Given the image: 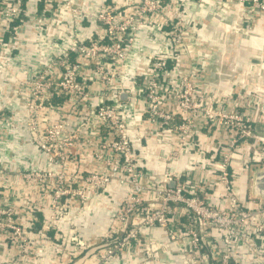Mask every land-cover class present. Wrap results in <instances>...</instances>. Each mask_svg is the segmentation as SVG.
<instances>
[{
  "label": "built area",
  "instance_id": "obj_1",
  "mask_svg": "<svg viewBox=\"0 0 264 264\" xmlns=\"http://www.w3.org/2000/svg\"><path fill=\"white\" fill-rule=\"evenodd\" d=\"M45 2L42 13L37 15L40 32L66 10L75 13L78 19L95 20L98 27L96 34L86 39L75 38L68 48L19 88L17 97L24 105V125L29 138L58 168L57 171L47 168L25 172L23 176L34 174L49 181L66 173L72 181L69 180L65 187H58L61 191L58 197L69 189L71 191L73 181H80L77 193L82 198H86L83 187L98 190L104 183L114 180L129 186L128 198L116 209L103 238L100 264H109L127 246L140 247L142 253L153 258L149 260L151 264H159L158 251L168 246L167 241L189 254L192 260L205 256L210 264H236L234 252L239 250L244 256L251 251V256L244 258L245 262L264 263V242L262 246L255 242L257 237L264 239V196L243 194L235 185L238 166L254 173L264 170V111L261 107L253 113L228 109L218 95L201 86V67L183 65V54L193 49L194 22L184 20L182 15L178 20L165 16L164 21H158L160 15H165L163 0H108L95 14L75 7L73 0ZM237 3L244 10L239 15L244 21H254L257 15L264 14V0H237ZM23 4V0H0V61L12 55L17 43L20 29L14 24L26 11ZM142 26H157L168 47L148 55L146 70H142L144 75L136 71L129 84L122 80L116 84L113 78L120 77ZM58 34L56 30L54 36ZM89 64L105 85V95L96 103L93 92L79 79L83 77L82 69ZM120 90L128 91L130 101L135 105L134 119L149 124L136 139L140 143L161 138L163 129H167L172 134V154L178 157L183 150L201 148L193 139L198 128L214 127L216 131L227 133L225 142L216 141L212 146L214 154L209 158L216 163L213 166L215 179L218 178L224 187L220 205L212 204L209 197L201 194V186L181 181L180 175L172 170L147 178L148 173L135 153V140L130 136L125 114L111 101ZM62 94L69 95L77 103L72 116L100 124L110 134L111 138L103 137L102 143L104 149L115 153L113 158L106 160L107 172L75 170L72 173V168L67 169V163L75 157L82 131L72 130L64 109L53 105V96ZM49 108L59 113L54 122L43 119ZM3 116L0 107V124ZM217 134L212 132L211 137L215 140ZM248 143H251L252 153L247 160L242 152ZM218 153L219 160L216 159ZM96 155L102 157L100 153ZM170 182L174 185L167 186ZM148 192L152 193L150 200L146 198ZM60 203L53 200L51 205ZM52 215L37 229V210L28 205L19 208L15 204L2 203L0 199V235H3L0 246L6 247L4 253L0 251V264H30L36 242L50 238ZM181 217H184L182 223ZM157 225L167 236L162 243L149 234V230ZM215 233L221 236L220 240L215 238ZM70 240L85 245L77 237H71L67 242Z\"/></svg>",
  "mask_w": 264,
  "mask_h": 264
},
{
  "label": "crops",
  "instance_id": "obj_2",
  "mask_svg": "<svg viewBox=\"0 0 264 264\" xmlns=\"http://www.w3.org/2000/svg\"><path fill=\"white\" fill-rule=\"evenodd\" d=\"M106 1L108 0H73V4L89 14H95ZM223 1L225 3L219 0H163L165 15L162 14L157 19L162 22L165 16H171L178 20L182 15L184 20L191 19L194 22L193 49L183 54L185 61L183 65L195 64L201 67L200 81L204 90L218 95L223 101L222 105L230 110L253 113L261 107L264 111V14L257 15L254 21H244L239 17L244 10L237 0ZM23 3L26 11L16 24L20 29L17 43L12 55L0 61V107L4 113L0 124V172L3 173L0 178V199L2 203L15 204L19 208L24 205L31 206L37 210L39 218L37 222L42 225L52 213L50 196L36 199V192L42 190L40 186L20 185L19 181L12 179L10 173L5 171L13 173L18 169L36 167L58 170L55 162H50L30 140L24 125V105L22 99L17 97V92L24 86L23 82L31 80L39 69L68 48L75 38L86 39L96 34L98 23L89 18L78 19L75 13L66 10L40 32L37 15L42 13L45 0H24ZM56 30L59 33L57 37L54 36ZM167 47V40L157 26L152 28L142 26L135 36L131 53L124 63L120 77H114L113 82L118 84L122 80L121 82L129 84L136 71L144 75L142 70H146L148 55L163 51ZM87 66L86 69H82L83 77L79 79L93 92L95 97L93 102H100L105 95V85L98 79L92 65ZM111 101L122 108L129 123L130 136L135 140L138 161L148 174L156 177L172 170L180 175L181 181H190L198 187L201 186L199 192L209 197L212 204L220 205L224 187L218 178L215 179L213 166L216 163L209 158L214 154L212 146L216 141L226 140L227 133L216 131L214 127L198 128L193 139L199 142L201 148L183 150L175 157L172 154L174 149L171 143L172 134L167 129H163L164 132L159 139L154 138L141 143L136 140L149 124L147 121L137 122L134 119L132 112L136 108L130 101L128 91L120 90L112 96ZM52 103L64 109V115L70 118L72 130L82 131L76 145L75 157L67 163V169L72 168V173L75 170L107 172L109 167L106 160L115 156L111 149L102 147L103 137L111 138L108 131L100 124L88 122L85 117L72 116L77 103L69 95H54ZM86 106L89 107L90 104ZM261 113L260 111L259 116ZM58 116L59 113L49 108L44 112L43 119L54 122ZM212 132L216 134L218 132L217 139L211 137ZM250 144L248 143L242 152L247 160L252 153ZM97 153L102 157H98ZM219 158L218 153L216 159ZM237 168L235 177L237 191L246 195L256 194L257 172L246 171L243 166ZM8 177L11 178L10 181L7 180ZM172 185L174 182L167 184ZM83 188L89 193L95 191L90 186ZM129 191L128 185L111 182L99 189L94 200L83 205L71 204L66 220H71L81 240L92 244L77 248L67 246V250H58L54 239L56 235H53L56 231L50 229V238L36 242L30 255V264H100L103 254V244L102 247L100 244L112 223L116 206L128 196ZM21 193L26 194L24 199H20ZM183 219L184 217L180 218V223ZM68 223L69 221H62L61 227L67 229ZM149 232L150 236L157 238L161 243L167 238L163 228L158 225L152 227ZM68 235L69 233L65 232L60 243L67 242L71 238ZM215 238L220 240L221 236L215 233ZM0 239L3 240V235H0ZM255 242L262 246L264 239L257 237ZM167 243L168 246L158 251L159 264H210L208 259L203 262L192 260L189 254L184 253L179 247L173 243L169 245L168 241ZM5 250L4 245L0 246L2 253ZM249 256L251 251L248 256H244L239 250L234 252L236 264H250V261L248 263L244 259ZM150 263L148 259L145 260L144 253L137 246L125 247L109 262V264Z\"/></svg>",
  "mask_w": 264,
  "mask_h": 264
},
{
  "label": "rangeland",
  "instance_id": "obj_3",
  "mask_svg": "<svg viewBox=\"0 0 264 264\" xmlns=\"http://www.w3.org/2000/svg\"><path fill=\"white\" fill-rule=\"evenodd\" d=\"M46 168H23V169H18L16 170L15 172L11 173V172H8L7 170H5L7 173H10V175L12 176V179H14L15 181H19L20 185L21 184H27V185H31V187H38L40 186L42 190H39L36 192V196L35 198L38 199L39 197L41 196H50V199H51V202L53 200H59L61 203L58 205H52L51 206V210H52V217H51V223H52V230L56 231L53 235H56L54 237V239L56 240V244L55 246L57 247L58 250H67V246H70V247H75L77 248L78 246H81V245H78L77 244V241L75 240H70L68 242H61V237H63V234L65 232H68L69 235L68 236H71V237H77L78 239H80L81 237L78 236V233H76L75 231V226L72 222H70L71 220H66L67 218V212L70 208V205L74 204V205H83L84 203H87V202H90L92 200H94L97 196V193H99V189L103 188L104 186L108 185L109 183L111 182H116L117 180H114V181H111L109 183H104L97 191H92V193H89L87 192L86 190H84V194L86 196V198H82L80 196V194H78V190L80 188V181H73L71 182V191L69 189V191L66 193V194H62L61 197H58L59 194H61V191L58 187H60L61 185H63L65 187L66 183L70 180L72 181V178H69V175H66V173L64 175H61V176H55L53 177L52 179H50L49 181L47 180H44L42 178H40L38 175H24L22 173H25V172H30V173H34L36 171H42ZM3 173L1 172V175H0V178L3 176L2 175ZM68 174V173H67ZM150 174L147 175V178L149 179V176ZM145 176V174H144ZM143 176V177H144ZM70 177H73V175H70ZM10 177H8L7 180L10 181ZM44 187V188H43ZM92 188V187H90ZM34 194H35V191H34ZM148 197H146L147 199H151V192H148ZM26 196V194H22L21 193V196H20V199H24ZM128 198V196H126L125 198L122 199V202L120 204H118L115 208V212H116V209L121 206V204H123L126 199ZM41 211L43 209V206H41ZM115 214V213H114ZM62 221H69L68 223V226H67V229H64L61 227L62 225ZM111 226V225H110ZM110 228V227H109ZM108 228V229H109ZM108 231V230H107ZM104 240H102L101 242V247H102V244H104ZM85 243V245L83 246H89L91 245L92 243L89 242L87 243L86 241H83ZM58 253V252H57ZM56 253V255H57ZM145 255V254H144ZM59 255H57L58 257ZM205 256L202 257V259H199L197 261H200V262H203L205 261ZM148 259V260H153V258H149L147 255H145V260ZM151 264V263H150Z\"/></svg>",
  "mask_w": 264,
  "mask_h": 264
},
{
  "label": "water",
  "instance_id": "obj_4",
  "mask_svg": "<svg viewBox=\"0 0 264 264\" xmlns=\"http://www.w3.org/2000/svg\"><path fill=\"white\" fill-rule=\"evenodd\" d=\"M255 192L264 196V170L256 173Z\"/></svg>",
  "mask_w": 264,
  "mask_h": 264
},
{
  "label": "trees",
  "instance_id": "obj_5",
  "mask_svg": "<svg viewBox=\"0 0 264 264\" xmlns=\"http://www.w3.org/2000/svg\"><path fill=\"white\" fill-rule=\"evenodd\" d=\"M23 2H24V0H23ZM23 7H24V5H23ZM18 21H20L19 19L15 22V24L14 25H16L17 23H18ZM173 62H171V66H170V68H172L173 67ZM42 225H40V224H38V222H36V224H35V227L38 229V228H40Z\"/></svg>",
  "mask_w": 264,
  "mask_h": 264
}]
</instances>
